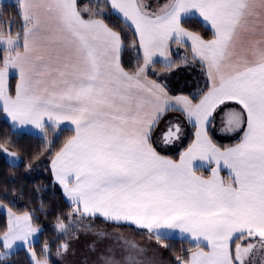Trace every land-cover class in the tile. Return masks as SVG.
<instances>
[{
    "label": "snow or ice",
    "instance_id": "obj_1",
    "mask_svg": "<svg viewBox=\"0 0 264 264\" xmlns=\"http://www.w3.org/2000/svg\"><path fill=\"white\" fill-rule=\"evenodd\" d=\"M0 123V264H264V0H0Z\"/></svg>",
    "mask_w": 264,
    "mask_h": 264
},
{
    "label": "trees",
    "instance_id": "obj_2",
    "mask_svg": "<svg viewBox=\"0 0 264 264\" xmlns=\"http://www.w3.org/2000/svg\"><path fill=\"white\" fill-rule=\"evenodd\" d=\"M0 128H3V124H2V123H0ZM21 171L23 172L24 170L21 169ZM45 175H46V173H45ZM37 183H39V182H37ZM30 186H34V185H31V184H30ZM49 199H52L50 193H49ZM47 222H48V221H46V223H47ZM137 239H140V238H137ZM178 246H179V244H178ZM16 259H22V254H21V256L16 257ZM167 259H170V256L165 257V260H167Z\"/></svg>",
    "mask_w": 264,
    "mask_h": 264
}]
</instances>
